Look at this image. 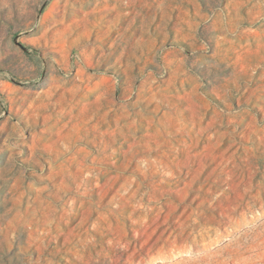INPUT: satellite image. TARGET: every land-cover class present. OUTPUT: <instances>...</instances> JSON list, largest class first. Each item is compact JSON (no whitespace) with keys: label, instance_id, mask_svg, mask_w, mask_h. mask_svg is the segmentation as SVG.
I'll return each mask as SVG.
<instances>
[{"label":"rangeland","instance_id":"374dc122","mask_svg":"<svg viewBox=\"0 0 264 264\" xmlns=\"http://www.w3.org/2000/svg\"><path fill=\"white\" fill-rule=\"evenodd\" d=\"M0 264H264V0H0Z\"/></svg>","mask_w":264,"mask_h":264}]
</instances>
